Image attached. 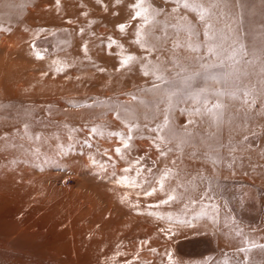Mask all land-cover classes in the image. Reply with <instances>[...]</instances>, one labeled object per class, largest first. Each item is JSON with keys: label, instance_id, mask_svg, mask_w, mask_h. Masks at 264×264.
Instances as JSON below:
<instances>
[{"label": "rangeland", "instance_id": "1", "mask_svg": "<svg viewBox=\"0 0 264 264\" xmlns=\"http://www.w3.org/2000/svg\"><path fill=\"white\" fill-rule=\"evenodd\" d=\"M187 2L0 0V264H264V0Z\"/></svg>", "mask_w": 264, "mask_h": 264}, {"label": "snow or ice", "instance_id": "2", "mask_svg": "<svg viewBox=\"0 0 264 264\" xmlns=\"http://www.w3.org/2000/svg\"><path fill=\"white\" fill-rule=\"evenodd\" d=\"M138 2H140V0H138ZM184 7H185V8H188V7H189V3L187 2V0H185ZM193 10H194V11H196V10L199 11V18H200L201 20L204 19L205 14L208 12V9L204 8V7H203L202 5H200V4H195L194 7H193ZM144 11L146 12L147 9H145ZM135 15H136V16H140V15H141V12H140V11H137V12L135 13ZM121 27L123 28V26H121ZM205 36L208 37L209 39L212 38V37H209L208 32H205ZM209 50L211 51L212 49L210 48ZM235 54H236V50L233 49L232 52L229 54V56L231 57V56H234ZM37 56H38V58H40V57H39V54H37ZM129 59H131V57H129ZM145 74H147V73H145ZM158 78H159V77H158ZM217 106L219 107L220 105L218 104ZM116 151L119 152V149H117ZM146 194H151V193H146Z\"/></svg>", "mask_w": 264, "mask_h": 264}]
</instances>
